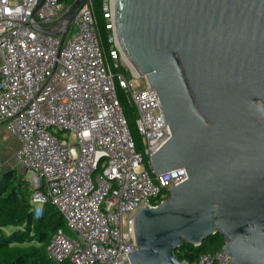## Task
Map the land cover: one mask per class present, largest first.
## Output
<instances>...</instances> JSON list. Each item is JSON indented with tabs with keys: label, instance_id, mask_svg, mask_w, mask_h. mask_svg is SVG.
I'll return each mask as SVG.
<instances>
[{
	"label": "built area",
	"instance_id": "built-area-1",
	"mask_svg": "<svg viewBox=\"0 0 264 264\" xmlns=\"http://www.w3.org/2000/svg\"><path fill=\"white\" fill-rule=\"evenodd\" d=\"M74 1L0 0V132L16 142L13 157L31 189L33 217L49 204L64 218L66 230L52 236L48 257L131 264L134 214L167 200L187 174L180 168L156 175L151 168L170 130L157 92L132 74L121 54L114 0H102L104 40L90 0L75 15L76 33L68 37L70 28L62 44L61 35L34 29H55ZM117 88L135 109L141 152ZM205 260L230 264L224 247L194 264Z\"/></svg>",
	"mask_w": 264,
	"mask_h": 264
},
{
	"label": "water",
	"instance_id": "water-1",
	"mask_svg": "<svg viewBox=\"0 0 264 264\" xmlns=\"http://www.w3.org/2000/svg\"><path fill=\"white\" fill-rule=\"evenodd\" d=\"M88 1L75 0L55 29H34L62 44ZM114 24L170 130L151 168L187 174L134 214L130 263L188 264L175 251L218 233L230 264H264V0H114Z\"/></svg>",
	"mask_w": 264,
	"mask_h": 264
},
{
	"label": "trees",
	"instance_id": "trees-1",
	"mask_svg": "<svg viewBox=\"0 0 264 264\" xmlns=\"http://www.w3.org/2000/svg\"><path fill=\"white\" fill-rule=\"evenodd\" d=\"M91 1L99 34L104 40L106 31L101 14L102 0ZM117 95L135 148L141 152V139L135 127V119L132 118L135 109L127 103L119 88ZM30 199L31 189L21 173L12 167L3 169L0 174V264H72L68 261L55 263L46 251L55 232L58 229L66 230L64 218L54 206L48 204L44 207L42 216L35 219ZM7 227L14 228L9 235L3 232ZM223 246V237L216 233L199 246L185 243L175 251V255L180 262L194 264L201 256H213L220 252Z\"/></svg>",
	"mask_w": 264,
	"mask_h": 264
},
{
	"label": "rangeland",
	"instance_id": "rangeland-1",
	"mask_svg": "<svg viewBox=\"0 0 264 264\" xmlns=\"http://www.w3.org/2000/svg\"><path fill=\"white\" fill-rule=\"evenodd\" d=\"M75 33H76V28L72 27L70 32L68 33V37H72ZM132 118L133 120L136 119L135 113H133ZM139 138L141 139L140 136ZM14 149H15L14 138L9 134H4L2 136L0 135V163L2 168L7 169L9 167H12L14 169H17L18 172L22 174L20 165H18L15 162L13 157ZM13 231H14L13 227H7L3 229L5 235H9Z\"/></svg>",
	"mask_w": 264,
	"mask_h": 264
},
{
	"label": "crops",
	"instance_id": "crops-1",
	"mask_svg": "<svg viewBox=\"0 0 264 264\" xmlns=\"http://www.w3.org/2000/svg\"><path fill=\"white\" fill-rule=\"evenodd\" d=\"M1 133H2V134H1ZM0 134H1V136H2V135H4V134H6V133L2 131V132H0ZM14 142H15V141H14ZM15 147H16V142H15ZM9 168H10V167H9Z\"/></svg>",
	"mask_w": 264,
	"mask_h": 264
}]
</instances>
